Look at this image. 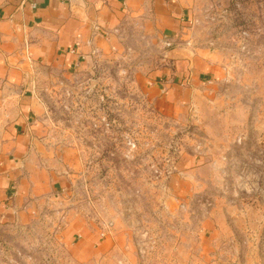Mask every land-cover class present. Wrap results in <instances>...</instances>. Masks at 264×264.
<instances>
[{"label": "rangeland", "instance_id": "obj_1", "mask_svg": "<svg viewBox=\"0 0 264 264\" xmlns=\"http://www.w3.org/2000/svg\"><path fill=\"white\" fill-rule=\"evenodd\" d=\"M186 16L42 79L44 142L77 165L33 221L0 212V264H264V0ZM180 73L189 88L158 93ZM73 222L99 254L77 256Z\"/></svg>", "mask_w": 264, "mask_h": 264}, {"label": "crops", "instance_id": "obj_2", "mask_svg": "<svg viewBox=\"0 0 264 264\" xmlns=\"http://www.w3.org/2000/svg\"><path fill=\"white\" fill-rule=\"evenodd\" d=\"M201 3L0 0V212H8L19 223L33 221L40 198L66 187L74 174L71 165L74 161L77 165L71 149L59 150L44 142L38 119L42 79L56 70L71 73L86 66L96 54L116 48L133 22L158 36L174 39L185 30L186 15L197 12ZM206 51H195L193 59H200L198 55H206ZM178 82H155V88L158 93H170L174 88L183 93L189 88L190 79L188 83L183 73ZM69 228L68 236L77 239V245L87 239V247L80 246L78 257L89 258V249L94 254L101 252L99 246L92 247L88 231L80 232L78 223H71ZM108 241L109 250L114 243L111 237L102 244Z\"/></svg>", "mask_w": 264, "mask_h": 264}, {"label": "built area", "instance_id": "obj_3", "mask_svg": "<svg viewBox=\"0 0 264 264\" xmlns=\"http://www.w3.org/2000/svg\"><path fill=\"white\" fill-rule=\"evenodd\" d=\"M110 227H111V222H108V224H106V228L109 230ZM102 234H104V232Z\"/></svg>", "mask_w": 264, "mask_h": 264}]
</instances>
